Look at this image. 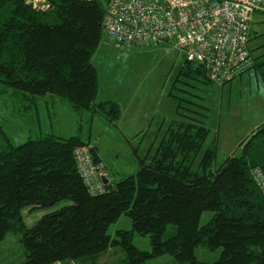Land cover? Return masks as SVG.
<instances>
[{"label":"trees","instance_id":"trees-1","mask_svg":"<svg viewBox=\"0 0 264 264\" xmlns=\"http://www.w3.org/2000/svg\"><path fill=\"white\" fill-rule=\"evenodd\" d=\"M47 2L50 8L44 10L26 0H0V84L35 107L46 97L54 98L79 121L89 125L100 117L117 128L121 107L98 100L93 59L104 37L116 46L144 47L106 36L102 22L109 0ZM251 34L250 29L249 65L224 85L213 83L204 66L181 55L182 65L165 91L175 118L164 126L153 155L138 158L137 172L119 181L109 174L103 193H89L76 167L74 150L79 146H91L94 160L103 162L91 135L82 139L39 133L14 146L0 127V241L7 233L20 235L25 253L20 264H96L113 247L125 256L120 264H145L165 256L178 264H206L195 257L199 247L220 249L211 264H264V198L251 177L254 168L264 173V122L216 168L217 145H205L211 131L204 98L198 95L200 86L223 88L264 67V61L252 58ZM125 142L137 156L138 146ZM63 201L71 204L30 228L25 225L23 209H48ZM204 212L213 216L200 226ZM122 215L129 218L131 230L109 235ZM170 225L175 232L163 239ZM134 234L149 237V252L133 245Z\"/></svg>","mask_w":264,"mask_h":264},{"label":"rangeland","instance_id":"rangeland-1","mask_svg":"<svg viewBox=\"0 0 264 264\" xmlns=\"http://www.w3.org/2000/svg\"><path fill=\"white\" fill-rule=\"evenodd\" d=\"M251 31L249 49L252 58L262 62L264 61V13L255 12L253 14ZM176 54L168 45H159L153 48L120 47L110 43L104 37L93 59L102 85L100 98L124 95L125 90L129 87L138 85H142L140 93L147 91L151 95L158 94L157 87L160 89L159 82L165 76L167 77L165 82L163 81L162 88H165V91L168 90L182 65L181 61H177ZM180 58L183 61L182 57ZM248 72L231 86L223 88L218 86L199 87L201 93L198 92V95L204 98L203 105L206 108L204 111L205 123L211 131L205 145L216 141L217 136L215 137L213 134H215L214 129H217V125L238 132L256 122H264V75H261L264 72V67L255 72ZM18 98L21 97H17L11 89L0 84V127L14 146L24 143L28 138H34L39 133L54 134L59 137L79 135L82 139L91 135V139L97 143L107 159L115 162L114 166L118 173L116 181L137 172V166L132 164L133 153L125 143L123 135L117 128L109 126L100 117H95L89 127L86 120L79 121L78 117L69 110L60 107L58 102L50 97L37 102L36 107L29 101ZM38 123L41 124L40 131L36 126ZM79 125L82 126L80 131ZM164 130L165 128L163 132ZM1 145H3V140L0 136ZM227 155V149L221 147L215 159L216 168L223 164ZM115 156H117L116 159ZM70 204L68 201H63L48 209H23L21 211L22 219L25 225L30 228L42 216ZM212 216V212H204L201 216L200 226L205 225ZM116 230H131V222L127 216L122 215L117 223L111 225L108 230L109 235L114 236ZM174 232L175 227L168 226L163 239L169 238ZM132 242L139 250L150 251L148 236L134 234ZM113 250L117 253L121 252L116 247H113ZM121 254V259L118 260V255H116L110 258L111 261L108 264H120L125 257L122 252ZM219 256L220 249L209 251L199 247L195 250L196 259L202 263H214L219 259ZM99 257L100 264H102L106 260V256L102 254ZM24 260L25 253L20 235L7 233L0 241V264H20ZM145 264L178 263L165 256L160 259L147 260Z\"/></svg>","mask_w":264,"mask_h":264},{"label":"built area","instance_id":"built-area-1","mask_svg":"<svg viewBox=\"0 0 264 264\" xmlns=\"http://www.w3.org/2000/svg\"><path fill=\"white\" fill-rule=\"evenodd\" d=\"M26 1L35 8H50L47 0ZM255 12L264 13V0H109L102 29L119 43L168 44L186 61L204 66L213 83L224 85L249 65L247 43ZM74 157L89 193H103L110 183L104 162L94 160L91 146L77 147ZM251 177L264 198L263 171L254 168Z\"/></svg>","mask_w":264,"mask_h":264},{"label":"crops","instance_id":"crops-1","mask_svg":"<svg viewBox=\"0 0 264 264\" xmlns=\"http://www.w3.org/2000/svg\"><path fill=\"white\" fill-rule=\"evenodd\" d=\"M176 53H177L176 54L177 61L183 62L180 58L182 56L179 55L178 52ZM241 76L237 77L227 86L233 85L237 80H239ZM166 77L167 76H165L163 80L159 82L161 86L160 89L157 87V90L159 92L158 94L151 95L147 91L140 93L141 90L140 88L142 87V85H138L136 87L135 86L131 88L129 87L127 90L124 89L126 91L124 95L122 94L118 96H111L109 98H102L104 96L100 98V91L102 90V85L100 84V80H99L98 100L99 101L112 100L120 105L121 119L117 123V129L123 135L124 140L125 138L130 140L133 147L138 146L137 156L133 154L132 157L133 165L137 166L138 158H143L146 155L149 156L153 155L160 141L161 138L160 136H162L163 134V129L165 128L164 126L166 122H169L175 118V106L173 102L169 98H167L166 92L164 90L165 88H162L163 81L165 82ZM45 99H49V98H45ZM262 123L256 122L252 126H248L245 127L244 129H240L238 132H233L234 130H229L227 127L224 126L222 127L217 125V129H214L215 134H213L215 135V137L217 136L216 137L217 152L220 150L221 147H225L227 149V154H228L227 156H230V154H232V152L236 149V147L241 142L248 139ZM40 125L41 124L39 123L36 125L37 129L39 128L38 131H40V127H39ZM94 146L97 148L99 158L103 160L104 163L106 164L112 180H115L116 176H118L117 170L115 169L114 166L115 162H112L110 161V159H107L106 155L101 152L95 141H94ZM116 157L117 156H115V159ZM104 254L106 256V260L103 261L102 264H108L111 261L110 258L115 257L116 255H118L117 257L119 260L121 259V255H122L121 252L117 253L115 250H113V248H110ZM100 263L101 262L99 257L96 264H100Z\"/></svg>","mask_w":264,"mask_h":264},{"label":"water","instance_id":"water-1","mask_svg":"<svg viewBox=\"0 0 264 264\" xmlns=\"http://www.w3.org/2000/svg\"><path fill=\"white\" fill-rule=\"evenodd\" d=\"M104 182H105V180H104Z\"/></svg>","mask_w":264,"mask_h":264}]
</instances>
